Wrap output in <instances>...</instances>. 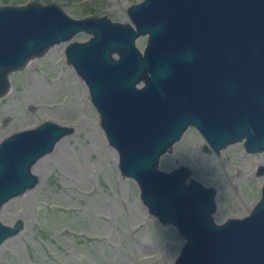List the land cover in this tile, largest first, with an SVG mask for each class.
Returning a JSON list of instances; mask_svg holds the SVG:
<instances>
[{
  "label": "water",
  "instance_id": "water-1",
  "mask_svg": "<svg viewBox=\"0 0 264 264\" xmlns=\"http://www.w3.org/2000/svg\"><path fill=\"white\" fill-rule=\"evenodd\" d=\"M126 14L134 27L105 14L71 17L54 1L0 4V96L12 70L89 34L65 44V62L87 88L119 174L183 238L171 264H264V182L247 214L217 223L213 186L183 164L156 166L189 125L204 151L239 140L245 151L264 149V0H139ZM144 34L140 52L134 39ZM71 130L45 118L0 139V206L35 184L32 163ZM20 227L0 221V243Z\"/></svg>",
  "mask_w": 264,
  "mask_h": 264
},
{
  "label": "rangeland",
  "instance_id": "rangeland-1",
  "mask_svg": "<svg viewBox=\"0 0 264 264\" xmlns=\"http://www.w3.org/2000/svg\"><path fill=\"white\" fill-rule=\"evenodd\" d=\"M34 1H54L71 17L105 14L130 22L126 6L139 0ZM88 7L94 10L84 13ZM87 36L75 32L7 74L9 88L0 96V139L45 118L72 130L32 163L35 184L1 204L0 221L20 220L21 227L0 243V264H171L183 242L171 224L148 214L134 180L119 174L116 150L105 138L87 88L65 62V44ZM144 42L145 35L134 40L139 50ZM203 142L193 126L186 127L156 166L169 170L183 164L190 177L213 186L215 222L247 214L264 182V173L255 172L264 164V149L245 151L239 140L218 152L203 151Z\"/></svg>",
  "mask_w": 264,
  "mask_h": 264
},
{
  "label": "trees",
  "instance_id": "trees-1",
  "mask_svg": "<svg viewBox=\"0 0 264 264\" xmlns=\"http://www.w3.org/2000/svg\"><path fill=\"white\" fill-rule=\"evenodd\" d=\"M93 10H94V8L91 9V7H88V8L86 9V11H84V13H89V12H92Z\"/></svg>",
  "mask_w": 264,
  "mask_h": 264
},
{
  "label": "flooded vegetation",
  "instance_id": "flooded-vegetation-1",
  "mask_svg": "<svg viewBox=\"0 0 264 264\" xmlns=\"http://www.w3.org/2000/svg\"><path fill=\"white\" fill-rule=\"evenodd\" d=\"M131 25L134 27V24H133V22L131 21Z\"/></svg>",
  "mask_w": 264,
  "mask_h": 264
},
{
  "label": "bare ground",
  "instance_id": "bare-ground-1",
  "mask_svg": "<svg viewBox=\"0 0 264 264\" xmlns=\"http://www.w3.org/2000/svg\"><path fill=\"white\" fill-rule=\"evenodd\" d=\"M35 162H36V161H35ZM35 162H34V163H35ZM34 163H33V165H32V166H34ZM32 168H33V167H32ZM0 209H1V206H0Z\"/></svg>",
  "mask_w": 264,
  "mask_h": 264
}]
</instances>
